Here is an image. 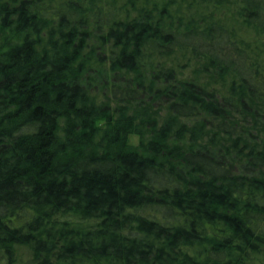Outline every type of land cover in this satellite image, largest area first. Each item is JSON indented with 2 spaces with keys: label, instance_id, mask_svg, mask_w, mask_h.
Instances as JSON below:
<instances>
[{
  "label": "trees",
  "instance_id": "16d2710c",
  "mask_svg": "<svg viewBox=\"0 0 264 264\" xmlns=\"http://www.w3.org/2000/svg\"><path fill=\"white\" fill-rule=\"evenodd\" d=\"M0 264H264V0H0Z\"/></svg>",
  "mask_w": 264,
  "mask_h": 264
},
{
  "label": "rangeland",
  "instance_id": "374dc122",
  "mask_svg": "<svg viewBox=\"0 0 264 264\" xmlns=\"http://www.w3.org/2000/svg\"><path fill=\"white\" fill-rule=\"evenodd\" d=\"M133 140H134L135 142H137V137L134 136V137H133Z\"/></svg>",
  "mask_w": 264,
  "mask_h": 264
}]
</instances>
